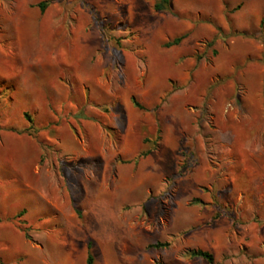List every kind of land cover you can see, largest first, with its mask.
Instances as JSON below:
<instances>
[{"label": "rangeland", "instance_id": "rangeland-1", "mask_svg": "<svg viewBox=\"0 0 264 264\" xmlns=\"http://www.w3.org/2000/svg\"><path fill=\"white\" fill-rule=\"evenodd\" d=\"M155 1L0 0V177L36 187L39 264H264V0Z\"/></svg>", "mask_w": 264, "mask_h": 264}, {"label": "crops", "instance_id": "crops-1", "mask_svg": "<svg viewBox=\"0 0 264 264\" xmlns=\"http://www.w3.org/2000/svg\"><path fill=\"white\" fill-rule=\"evenodd\" d=\"M19 177L15 174L6 179L0 177V261L5 264H39L35 249L32 246L26 248L25 240L16 234L19 229L18 215L20 211L24 213V206L34 204V193L37 191L26 179L21 185ZM22 255H27V259L22 258L18 262Z\"/></svg>", "mask_w": 264, "mask_h": 264}, {"label": "trees", "instance_id": "trees-1", "mask_svg": "<svg viewBox=\"0 0 264 264\" xmlns=\"http://www.w3.org/2000/svg\"><path fill=\"white\" fill-rule=\"evenodd\" d=\"M48 1H40L38 3V6L41 8V10L43 11L44 8L46 7ZM154 9L157 11H162V10H167L169 9V0H156L154 5H153ZM263 23V22H261ZM185 36V34H182L180 36L174 37L173 39L169 40L166 42V46H170L173 44H178L182 38ZM132 104L138 108L144 109V107L139 104L137 101H135V99L132 97L131 98ZM23 116L26 118V120L28 121V127H27V131L30 133V135L32 134V132L37 131V127L34 125V120L33 118L30 116L29 113L24 112ZM143 154L147 153V151L142 152ZM79 213V212H78ZM21 214V213H20ZM169 245V242H155L153 244H151V247L154 248H160V247H167ZM91 247H92V243L91 241L87 242V254H86V259H85V264H94V255L91 251ZM189 254L193 257H201L203 259H205L206 261H208L209 263H211L213 261V256L212 254L207 251V250H203V249H193L189 252ZM0 264H2V262L0 261Z\"/></svg>", "mask_w": 264, "mask_h": 264}]
</instances>
